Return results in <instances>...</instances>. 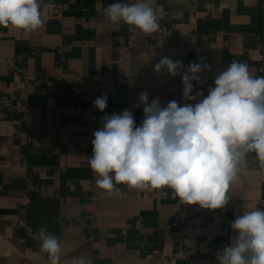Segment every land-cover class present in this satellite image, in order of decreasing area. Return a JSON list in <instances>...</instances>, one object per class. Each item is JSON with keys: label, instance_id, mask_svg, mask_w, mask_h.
I'll list each match as a JSON object with an SVG mask.
<instances>
[{"label": "crops", "instance_id": "0c3cea01", "mask_svg": "<svg viewBox=\"0 0 264 264\" xmlns=\"http://www.w3.org/2000/svg\"><path fill=\"white\" fill-rule=\"evenodd\" d=\"M51 2L62 3V17L49 16ZM117 2L137 0H39L38 29L0 27V264H49L36 240L41 229L60 239V264H216L236 235V216L264 210V169L254 153L223 209L182 204L170 189L121 184L109 194L97 186L88 161L100 118L128 109L137 126L143 119L140 95L115 79L114 38L141 32L107 23L104 9ZM147 2L158 18L153 34L184 49L185 67L209 66L193 94L206 96L233 59L264 76V0ZM182 92L181 83L161 105L190 103ZM104 94L100 112L94 100Z\"/></svg>", "mask_w": 264, "mask_h": 264}, {"label": "clouds", "instance_id": "9594fccd", "mask_svg": "<svg viewBox=\"0 0 264 264\" xmlns=\"http://www.w3.org/2000/svg\"><path fill=\"white\" fill-rule=\"evenodd\" d=\"M107 23H122L151 34L159 29L155 9L147 0L112 3L104 9ZM42 25L39 0H0V27L31 32ZM203 58H201L202 60ZM181 69L183 72L181 73ZM209 69L204 63L162 58L157 73L180 75L182 96L190 103L160 99L149 101L142 92L137 107L143 119L137 126L133 112L104 115L93 135L89 167L96 184L109 194L116 185L171 190L172 199L202 209H223L240 168L250 153L264 169V76H254L246 63L232 60L208 86L207 95L194 92L193 82ZM106 94L94 100L100 112L107 107ZM165 196L168 192L163 193ZM236 234L230 246L218 250L216 264H264V210L237 215L230 225ZM40 250L49 264H60V239L46 229L38 232ZM73 264H85L75 258Z\"/></svg>", "mask_w": 264, "mask_h": 264}, {"label": "built area", "instance_id": "2783aa9c", "mask_svg": "<svg viewBox=\"0 0 264 264\" xmlns=\"http://www.w3.org/2000/svg\"><path fill=\"white\" fill-rule=\"evenodd\" d=\"M63 10L62 3L48 4L51 17H62ZM185 56L184 49L166 45L161 35L127 32L114 38L112 64L117 68L115 79L128 91L139 95L146 92L149 97L162 99L164 95L179 91L181 77H173L166 72L157 73L154 66L164 57L182 61L184 65Z\"/></svg>", "mask_w": 264, "mask_h": 264}]
</instances>
